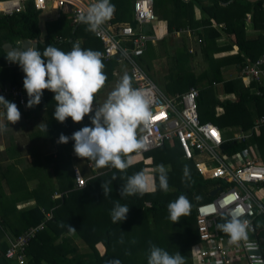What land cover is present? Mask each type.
Returning a JSON list of instances; mask_svg holds the SVG:
<instances>
[{"label":"crops","instance_id":"0c3cea01","mask_svg":"<svg viewBox=\"0 0 264 264\" xmlns=\"http://www.w3.org/2000/svg\"><path fill=\"white\" fill-rule=\"evenodd\" d=\"M135 1L110 0L115 5V13L104 26L114 30L120 25L130 24L137 30L138 25L135 21L134 10ZM163 1L165 2L164 6L161 5ZM237 1L241 0H154L156 20L144 25L141 30L145 34L154 37L155 40L148 43L144 55L138 59V63L149 78L167 97L174 98V96L187 93L191 89H197L201 101H203L202 93L204 92V97H206L209 104L220 103L214 109L216 118L225 115V109L221 104L240 102V91H248L251 95L263 99L262 110L258 114L255 103H247V108L250 112L253 111V116L245 129L246 131L237 124L221 128L214 119L212 121L201 119L204 123L217 126L225 142L231 139L238 140V137L242 135L248 140L253 136L263 135L264 130V126L258 124L259 119L264 116V93L263 96L258 95L259 85L250 77L243 75L245 66H253L259 61L262 62L264 69V53L258 54L257 59H250L242 54L244 59L240 64L241 61L233 58L239 54L238 47L233 46L232 39L229 40L228 36L224 34L225 31L223 32V30L226 29V26L219 23L217 15H215L221 10L228 12V9H231L229 6L234 5L230 12L236 17L235 7L237 8V6L235 2ZM74 2L76 5H70V10L65 11L59 10L55 1L48 0L45 7L40 10L29 3L21 15L12 16L11 19H5L9 17L0 15V90L13 86L24 87L25 74L21 67L16 63L9 62L6 58L7 50H10L11 47L22 48L24 44L27 47L30 43H33L41 53L49 45L68 52L72 50L74 44H79L82 49L103 52L104 46L96 37L95 32L89 31L88 25L82 22L76 25L73 21V10L76 7L82 5L87 9L96 0H74ZM251 17V14L248 13L246 41L255 44L251 41L264 36V31L254 27ZM5 21L10 23L5 24ZM35 28L36 31H34ZM215 30L222 33V35L210 54L213 53L212 56H214L213 59L216 62L225 59V64L218 65L215 68L217 79L212 78L211 81L205 80L196 85L194 83L193 68L199 65L200 60L196 59L195 61L193 58L209 59L206 57L203 43L205 36L206 38L207 36L211 37L209 35L210 31ZM126 45L131 46V43L128 42ZM231 45L233 48H231ZM102 62L105 65L103 71L107 76V81L95 96L94 102L97 104L106 101L108 94L117 86L125 74L131 78L132 86L135 87L130 66L122 56L117 54L111 60ZM150 74L154 76L152 77ZM179 81L180 85H178ZM159 84L163 85V88ZM54 95L51 91L44 92L41 103L33 108H28L27 103L20 105L18 101L8 100L17 104L21 112V119L15 124H10L4 119L3 123L7 125V130L0 133V220H3L6 224L11 223L15 217H18L17 214H22V212L38 205L37 201L39 200L41 202L45 201V204L48 202L47 205L50 207L51 202L55 200L53 197L56 193L70 196V194L77 192L74 186V170L79 169L83 173L79 165V161L83 159L74 152L75 142L70 139L68 143L64 144L59 142V138L61 134L67 133L65 125L78 124L81 128L92 126L91 115H94L95 111L91 115L85 116L80 123L73 122L70 117L64 123H61L54 118L56 108ZM5 111L4 107L0 105V113ZM41 123L47 125V131L42 130V126H39ZM232 132H234V136L230 137L229 134ZM224 144L218 149L219 155L221 157L235 155L227 154L223 149ZM166 146L178 148L181 153V161H187L183 158L182 152L176 143ZM158 150H153L141 157L132 154L134 159H138L137 161L134 160V164L139 162L146 164V175L149 177L150 182L155 180V170L151 168L153 160L150 154ZM244 150L249 151L260 162L264 161L257 144L252 142ZM199 161V167L207 171L216 167L206 165V162H214L209 161V159ZM191 162L194 167L198 165L197 161L193 160ZM106 168L108 167H100V173L104 174ZM84 176L91 181L100 175ZM62 180L66 183L68 181L70 187L68 186L67 189L62 190ZM203 180L208 182V196L202 198L200 204L196 206L195 233L192 241L186 247L185 245L177 247V253L179 250L181 251L186 264H196L193 248L199 239L197 231L198 207L212 202L221 190L218 191L216 196L212 195L218 188H221L220 181L207 180L205 176H203ZM261 195L262 193H260ZM148 205L152 207V203L148 202ZM225 217L226 215L219 217L217 224L224 223ZM263 220L264 217L255 219L256 232L252 236L259 241L260 245V238L262 239V248L264 247ZM5 233L0 229V257L3 255L6 240L8 242V237H12L9 230H6ZM214 234L216 241L224 244L230 250L231 264H247V260L241 252H236V244H229L227 234L218 229L214 230ZM69 238L72 240L71 248L75 249V246H81L79 243L75 245L76 241L71 236ZM80 241L84 242L81 238ZM88 244V241L84 242V245L91 249L93 245ZM105 245L106 242L101 240L96 242L95 247L101 251L100 253H103L106 249ZM91 251L93 252V249ZM68 253L74 255L71 251H68Z\"/></svg>","mask_w":264,"mask_h":264},{"label":"built area","instance_id":"2783aa9c","mask_svg":"<svg viewBox=\"0 0 264 264\" xmlns=\"http://www.w3.org/2000/svg\"><path fill=\"white\" fill-rule=\"evenodd\" d=\"M48 0H0V15L12 17L23 13L29 3L37 10L45 7ZM59 10H70V5H76L74 0H53ZM86 8L79 5L73 10L74 24L81 23L78 17L86 13ZM135 21L138 29L130 24H123L116 29L102 25L95 32L96 37L104 46L102 61H109L119 54L129 64L135 81V89L141 90L149 101L150 110L153 113L151 126L138 134L144 139L146 148L136 157L165 147L168 144H177L183 158L189 161L206 160L217 162L218 165L207 171L199 167L207 180L220 181V191L217 197L210 203L198 207L197 226L199 239L194 246L196 264H231V252L222 243L216 241L214 230H217V220L226 215L230 209L240 206L244 209L243 219H248V240L241 241L236 252H241L247 260V264H264V253L259 241L253 238L256 232L255 219L264 217V161L260 162L249 151H242L231 157H221L218 149L225 143L220 129L211 124L201 121L199 115V91L191 89L189 92L167 97L159 87L149 78L138 63L148 43L155 40L154 37L142 32L144 25L156 20L154 12V0H136L134 5ZM130 42L131 46L126 43ZM243 75L250 77L260 87L258 95L264 93V69L261 61L253 66L247 65ZM0 95L6 100L18 101L25 105L28 95L24 87L13 86L0 90ZM99 106L93 105V112ZM258 124L264 126V116ZM244 140L245 137L239 136ZM75 189H85L90 179L86 178L79 169L74 170ZM260 193L262 195L260 196ZM65 194L54 195V199L63 198ZM231 198V199H230ZM208 211H205V209ZM214 209V211H213ZM50 219V218H49ZM40 228H31L23 235L9 239V246L5 253L7 260L14 264H27V251L31 241L35 238Z\"/></svg>","mask_w":264,"mask_h":264},{"label":"clouds","instance_id":"9594fccd","mask_svg":"<svg viewBox=\"0 0 264 264\" xmlns=\"http://www.w3.org/2000/svg\"><path fill=\"white\" fill-rule=\"evenodd\" d=\"M115 13V5L110 0H96L81 14L78 20L88 25V30L97 32L109 21ZM9 62L18 64L24 75L23 85L28 95L27 107L33 108L41 103L45 90L53 92L56 108L54 118L64 123L69 117L73 122L80 123L85 116L93 113L96 94L104 87L107 76L102 62V53L91 49H82L74 44L71 51L65 52L49 45L43 53L37 50L35 44L22 48L11 47L7 50ZM0 105L6 110L0 113V133L7 130L3 123L6 119L15 124L21 119V112L16 103L8 101L0 95ZM153 113L145 93L132 86L131 78L125 74L117 86L108 94L106 101L95 109L91 115V125L84 126L74 132L71 137L60 135V143L74 140V152L80 158H86L95 163L96 167H112L125 171L133 165V153H139L146 148L144 139L138 136V130L143 132L150 128ZM43 131L47 125L41 123ZM184 176L190 179L189 169H184ZM118 179L104 181L101 188L105 197L111 193L109 185ZM159 188L165 193L169 190L168 176L164 165L159 166ZM154 190L150 188V179L144 171L127 178L121 186L122 198ZM200 200V196L195 197ZM231 199V198H230ZM191 203L184 195L168 204L170 219L176 223L181 216L189 214ZM205 211H208L206 208ZM214 211V209H213ZM129 213L127 205L115 202L110 215L113 223L124 221ZM244 209L237 206L230 209L224 223L216 225L217 229L227 234L229 244H239L248 240L250 221L243 219ZM64 225L61 224V227ZM69 232L76 229L68 224ZM148 264H185L181 253L174 255L168 251L150 245Z\"/></svg>","mask_w":264,"mask_h":264},{"label":"trees","instance_id":"16d2710c","mask_svg":"<svg viewBox=\"0 0 264 264\" xmlns=\"http://www.w3.org/2000/svg\"><path fill=\"white\" fill-rule=\"evenodd\" d=\"M235 5L237 6V8L235 7V13H237L236 17L230 12L234 5L229 6V8L231 9H228V12L221 10L215 15H217V20L219 21V23L225 24L226 26V29L223 30V32L225 31L224 34L228 36L227 38L229 40L232 39L231 41L233 46L236 45L235 47H238L239 49V54L237 55V57L234 56L233 58L238 59L239 61H241L240 64H242L244 59L242 57V54L250 59H257L256 57L258 54L264 53V36L251 41L255 44H250L246 41L248 13H250L252 16L251 21L253 22L254 27L256 29L264 31V0H259L256 2L241 0L235 2ZM5 19H11V17ZM8 23L10 22L5 21V24ZM34 31H36V28ZM209 35L211 37L207 36L206 38L205 36L203 44L205 45L204 49L206 57H208L209 59H213V53H210L216 47L215 45H217V40L221 38L222 33L215 30L210 31ZM233 46L231 48H233ZM217 63L218 65H224L225 59L217 60ZM212 78L217 79V75L210 76L208 73H204L202 76L198 78L196 77L194 83L197 85L198 83H201L205 80L211 81ZM178 85H180V81L178 82ZM44 92L48 93L49 90H45ZM204 95L205 93L203 92V101H201L200 99L198 100L200 107L199 114L201 119L203 121H212L214 119L217 125L221 128L234 126L237 124L241 126L244 131H246L245 129L247 128V125L250 123V119L253 116V111L250 112L247 108L248 102L255 103L257 114L262 110L263 99L251 95L248 91H240V102L236 104L231 102L221 104L225 109V115L220 118H216L214 109L217 104L220 103L209 104ZM65 127L67 133L65 132L64 135L67 136L68 134L69 137H71L74 132L81 129V126L78 124L65 125ZM72 142L75 141L72 140ZM252 142L257 144L261 155L264 157V130L263 135L253 136L248 140H227L223 146V149L229 155L236 154L242 152V150L244 151V149ZM150 155H152L153 160L151 168L155 170V180L150 182V188L152 187L154 188V190H150L143 195L134 194L124 198L119 195L120 204L127 205L129 209H131V212L127 214V218L124 221L113 223L110 213L115 206V202L111 198V196L105 197L101 188L102 183H100L99 176L98 178L91 180L88 186L83 191H77L75 192V194H70V196L65 195L60 199L57 198L54 200V202H51L50 207L47 205L48 202H46L45 204V201L41 202L39 200L37 201L38 205L22 212V214H17L18 217H15V219L11 223L6 224L3 220H0V229L4 234H6V230L10 231L12 237H8L9 242V239L17 238L23 235L27 230L31 228L36 229L43 226L41 230L36 232L35 238L31 241L28 248V264H84L83 262L76 263L75 260L69 261L68 256L70 255L68 251L74 250V248H71L72 240L71 238H69L71 236V233L68 230V224L76 229V232H78V236L82 241H88V245H93V251L97 250L95 247L96 242L97 239H99L98 236H101L103 226L105 225L108 235L110 233H113V231L115 230L113 234L116 236L113 242L114 250H118L117 248L127 249L128 247H126V245L128 238L130 241L132 239V233H130V230L134 227L132 225L134 223V216L136 215L134 210H136L137 213L141 214L142 216H145L146 212L148 214L151 212L153 219L158 223V221L162 220V218L169 212L168 204L170 202H174L178 199L179 196H181V194H183L188 198L191 206L195 205V207H191L189 214L182 216L181 226H177L176 228H181L184 233L189 234L193 238V235L195 233L194 228L196 224V206L200 204L202 198H206L208 196V182H204L203 173L197 165H195L196 167H194L191 162L192 160H187L186 162L181 161V153L178 148H170L168 146H165L162 149L160 148L155 153L152 152ZM159 165L166 166L169 188H175L176 192L172 194H166L167 192L165 193L159 188V173L156 171L158 169L157 166ZM186 166L189 169L190 179H187L184 176V169ZM146 170V164L143 162H139L136 164L133 163L132 166H130L123 172L111 167V169L107 173L112 172V175L118 177L116 181H112V183L109 185L111 191L113 190V184L123 186L126 183L128 177L140 171H144L146 173ZM62 181V190L67 189L68 186L70 187L68 181L67 183L64 180ZM118 192H120V190ZM110 195H112V192L110 193ZM196 196H200L201 199L196 200ZM148 202L152 203V207H150L151 205H148ZM61 224H63L64 226L61 227ZM262 227V231L264 233V226ZM137 232L143 233L141 229L137 230ZM157 232L158 231H154L153 237L137 239V245H134L131 248L139 250L140 247H143L145 250L149 251L150 245L157 246V242L160 241L161 243H164V238H158ZM161 232L164 233L165 231L161 230ZM64 235H66L67 237H65L63 241L58 240L61 236ZM8 242L6 240V244L4 245L3 249V255L2 257H0L1 264H14L13 262L7 260L5 257V253L9 246ZM260 242L262 247L261 238ZM108 245L111 249V244L109 242H107L106 246ZM128 250L131 251V249ZM262 250L264 253V247L262 248ZM124 255L126 257H131L130 253ZM102 261L103 260L91 261L86 262L85 264H101Z\"/></svg>","mask_w":264,"mask_h":264},{"label":"rangeland","instance_id":"374dc122","mask_svg":"<svg viewBox=\"0 0 264 264\" xmlns=\"http://www.w3.org/2000/svg\"><path fill=\"white\" fill-rule=\"evenodd\" d=\"M162 6L165 5V2L163 1ZM195 61L196 59L200 60L199 65L196 66L195 68H193V73H194V77L198 78L200 76H202L204 73H208L210 76L212 75H216L215 73V68H217L218 63L216 62V60L214 59H208V60H204L202 57L199 58H193ZM152 77L154 76L153 74H150ZM160 85V84H159ZM163 88V85H160ZM230 137L234 136V132L229 134ZM83 160L79 161V165H80V169L81 171L84 173H82L83 175H87V176H91V175H100V183H104V181L107 180H112V172L107 173L111 167L106 168V174H102L100 173V167H96L95 163L87 160L86 158H82ZM135 161H137L138 159L135 158ZM199 162V160L197 161ZM200 164V163H199ZM206 165H213V166H217L218 163L217 162H206ZM160 166V165H159ZM159 166H157V172L159 173ZM166 169V166H165ZM167 172V170H166ZM117 180V179H116ZM114 180V181H116ZM121 189V185L118 184H113V190L111 198L114 200V202H116L117 200H120V192H118ZM176 192V189L173 187H170L168 193L172 194ZM183 195V194H181ZM146 204V203H145ZM196 204V203H194ZM191 207H195V205H192ZM136 215L134 216V223L132 224L134 227L133 229L130 230V233H132V239L131 241L128 238L127 241V245L126 247H128L127 249H120L117 248L118 250H114V240L116 238L114 234L115 230L113 231V233H110L109 235L106 232V225L103 226L102 229V234L101 236H98L99 239H97V241H103V242H109L111 244V249L109 248V245L106 246V249H104L103 253H100L101 251L99 250H94L93 252L91 251L92 248L90 249V247H87L84 245V242L80 241V238L78 237V232H70L71 233V237L73 238V240L76 241L75 245H78V243L81 246H75L74 250H71V253H73L74 255H70L68 256L69 261H76V263L78 262H83L84 264L86 262H91L93 261V259H95V261H100L103 260L101 262V264H147L148 263V256H149V251L145 250L143 247H140L139 250H135L132 249L131 247H133L134 245H137L138 241L137 239L139 238H148V237H153L154 236V231H158L157 232V236L158 238H164V243L157 242V246H159L160 248L164 249V250H168L169 254H176L177 253V247H179L180 245H185V247L192 241V237L189 234H185L183 232L182 229L180 228H176L177 226H181V222H182V216L179 218V222L174 223L169 217L170 214L169 212L162 218V220L157 221L153 219L151 212L148 214L147 212L145 213V216H142L141 214L137 213L136 210H134ZM131 212V209H129V213ZM122 227V224H121ZM141 229L143 231V233H138L137 230ZM165 231L164 233L161 232ZM67 237L66 235L61 236L58 240H62ZM137 241V242H136ZM61 242V241H58ZM165 244V246H164ZM128 249H131V251H129ZM166 250V251H167ZM130 253L131 257H126L124 254ZM179 253H181V251L179 250ZM79 256H76V255ZM181 255L183 256V254L181 253ZM116 256V257H114ZM186 264V263H185Z\"/></svg>","mask_w":264,"mask_h":264},{"label":"water","instance_id":"95a60500","mask_svg":"<svg viewBox=\"0 0 264 264\" xmlns=\"http://www.w3.org/2000/svg\"><path fill=\"white\" fill-rule=\"evenodd\" d=\"M249 1H251V2L253 1L254 2L256 0H249ZM219 190H220V188H218L215 192H213L212 195H215L216 196Z\"/></svg>","mask_w":264,"mask_h":264}]
</instances>
